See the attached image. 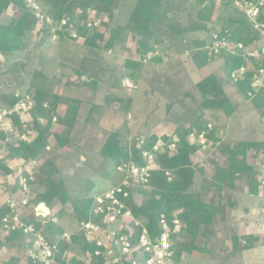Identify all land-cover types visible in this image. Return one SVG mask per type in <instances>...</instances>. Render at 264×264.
Masks as SVG:
<instances>
[{
    "label": "trees",
    "instance_id": "1",
    "mask_svg": "<svg viewBox=\"0 0 264 264\" xmlns=\"http://www.w3.org/2000/svg\"><path fill=\"white\" fill-rule=\"evenodd\" d=\"M36 1L42 11L51 17L53 25L44 23L36 29L37 20L26 7L25 0H0V56L2 59L8 64L13 61L21 62L24 70L26 61L28 62V58L26 60L24 58L27 54H34L33 50L38 47L37 44L40 40L45 38L46 41H51L50 30L53 26L56 29L54 33L59 42L83 39L80 44L86 47L84 50L86 54L81 58L76 74L79 78L84 79V85L94 90L104 82L110 83L113 87H120L119 82L121 81H116V76H112L109 70L99 67L102 53H95V57L93 47L98 48V45L97 47L95 45L96 38L87 35L86 27L87 10L93 9L98 15L110 16L115 8L116 0ZM9 8L12 10V15L5 19V13ZM215 8H218V11H224V19L217 22H206L201 19L202 15H206ZM77 12L78 14H76ZM61 19H66V24L58 28ZM255 20L264 24L263 9L256 15ZM72 27L78 36L76 38H73L69 33V29L71 30ZM127 28L130 30L129 37L135 41V50L140 59H125L120 77L133 82L140 80L141 74L144 72L143 65L148 62L152 65L162 63L164 52L169 54L171 50H173L175 58L183 55L185 59L189 58L200 73V78L192 85L195 92L199 93V97L197 99L195 94L190 96L187 92L183 93V96L186 95L190 98L194 107L184 109L178 119L170 118L176 125L175 129L169 133L170 136L166 134L157 136L152 133L145 136L139 135L131 141L122 135L120 130H111L99 150L100 166L112 163L117 168L130 162L144 165L139 150L135 147L139 137H145V144L142 146L144 150H150L158 137L165 143H168L172 137L177 139L175 152H170L164 146L163 151L155 155V168L151 172L146 189L131 186L130 180L125 183L130 186L129 196L123 200L126 210H129L132 216V221L128 225L120 227L119 223L104 224L103 215L96 212L94 196L87 195L89 191L84 192L82 196L72 197L69 194L66 179L51 174L56 165L52 159H48L46 152L51 137L55 140L52 151L70 146L72 132L76 128L89 124L95 118L101 117L110 102L106 101L104 105H98L67 98L64 99V103H66L64 113L58 114V104L62 100L51 92L53 83L49 82L47 77L34 67L31 68L30 81L24 93L14 92L8 95L0 91V109L3 106L11 109L14 104L24 100L25 97H28L32 102V108L21 116L31 118L26 122L28 126H31L29 129L33 131V138L30 141L18 140L11 144L6 143L7 134L0 129V149L6 148L14 159L29 164V172L17 175V179L10 185L9 196L18 203L24 198L27 200L24 207L19 206L18 208L20 219L40 230L41 234L47 237L50 242L57 243L59 248L58 263L61 257L67 258L63 256L68 253L70 248L75 247L83 254V259L71 258L69 264H112L108 258L101 254L95 256V250H99L100 253H103L104 250L102 247L97 248L93 242L87 241L83 231L78 229L83 222L90 221L104 231L115 230L119 234H125L134 244L143 228L148 231L150 238L154 241L161 232L160 216L165 215L168 224L172 226L173 213L179 212L177 218L181 223V228L177 237H173L171 250L175 262L181 264L182 255L196 249L194 241L199 234V228L203 227L207 231L212 230L218 224V220L223 223L227 219L225 218L227 213L224 212L225 206L214 204V194L221 193L225 189L229 192L233 191L236 182L251 171L252 165L249 159H255L258 155L261 157L262 170L253 172V178L246 182V186L248 194L259 198L256 176L264 177V140L224 142L220 135L223 133V129L213 126L203 116L206 111H218L232 119L234 114L238 113L241 103L232 99L228 95L227 89H234L236 95L242 98V102L264 100L261 88L257 91L251 87L257 70L264 67L261 59L243 58L237 52L224 51L220 52L224 55L219 57L214 58L208 55V49L213 41L212 32L218 33L217 39L219 40L224 38L232 45L242 43L245 48L250 49L251 43L258 36L256 38L254 35L252 21L243 8H236L230 0H137L128 16ZM32 32L35 39H38L36 45L35 41H30L29 38ZM189 32L201 33L203 37L189 40L187 38ZM106 33L108 38L103 50L112 51L116 44L124 43L127 32H120V28L115 27L106 30ZM157 50L161 53L164 52L161 55V53H157ZM97 51L98 49H96ZM145 58L148 59L144 62ZM172 60V64L169 65L171 69L176 68L185 73L182 61H176L173 57ZM251 65L255 69H252ZM241 67L246 69L243 78L234 80V71ZM168 77L171 78L172 75ZM184 79L186 80V78ZM169 81L171 79H166L165 82ZM175 92H178V88ZM249 93L252 96H249ZM260 94L263 95L260 96ZM114 102L121 106L122 111L130 110L131 100L128 99L124 102L122 97L116 96ZM180 106L184 108L182 102ZM167 108L169 107L167 106ZM10 117L17 136L23 135L27 131L24 128L27 123L19 115L12 114ZM55 126L60 130L55 131ZM126 126L127 124H123V128ZM192 134L196 138L200 134L205 135L212 142V149L205 155L201 165H195L192 161V156L200 148L198 143L190 144L188 142L187 138ZM220 159H223L224 165L220 164ZM38 160H41L39 166L30 171L31 162ZM207 165H211L213 169L211 177H208L203 170ZM0 172L11 174L9 168L3 165L2 160H0ZM117 173L113 178V185L107 189L120 185L124 181L125 175ZM104 176L110 177V174L105 172ZM21 177L24 179L25 190L23 184L20 183ZM198 177H202V179L197 188ZM89 184L92 188L93 184ZM102 192L104 191L97 194ZM212 193L213 196L208 199L207 195ZM262 200L263 204L260 208L264 209V199ZM54 202L60 206L56 212L58 226L54 228L52 227L53 223H48L43 227L41 222L36 220L33 209L43 204L44 206L41 205L39 209L45 214L47 209L51 211ZM226 204V206L231 205L230 202H226ZM25 208L31 210L32 213L29 215L20 213V210ZM11 213L5 203L0 205V230L3 232L2 220ZM262 216L264 218V212ZM69 220L76 221L78 227L70 230V241L65 242L61 239L60 233L65 232V229L69 230L67 225ZM238 239L244 244L241 245L242 251L252 249L259 240L258 237L250 235H243ZM27 245H30L29 237L23 234L20 229L0 236V254L7 255V260L0 264H28Z\"/></svg>",
    "mask_w": 264,
    "mask_h": 264
},
{
    "label": "rangeland",
    "instance_id": "2",
    "mask_svg": "<svg viewBox=\"0 0 264 264\" xmlns=\"http://www.w3.org/2000/svg\"><path fill=\"white\" fill-rule=\"evenodd\" d=\"M136 1L116 0L115 8L110 16L98 15L93 9H89L87 14L88 18L91 17V19L99 22L98 27H92L91 29L87 27V35L94 36L96 38V47L98 45V48L93 47L94 55L98 52L102 53L99 67L109 70L112 76H116V81H121L119 82L120 87H113L110 83L104 82L100 83L94 90L83 84L84 79L79 78L76 74L78 64L86 54L84 52L86 47L80 44L83 41L82 38H79L78 41L63 40L60 42L57 38L55 40L51 39V41H46L45 38L40 40L39 44H37L38 47L33 50L34 54H27L24 58L25 60L28 58L24 70L23 65L15 66L18 61L8 64L0 56V91L3 93L8 95L14 92L24 93L30 81L31 68L34 67L41 71L49 82L53 83L51 92L62 100L58 104V114L64 113L66 109L64 99L67 98L98 105H104L106 101L110 102L101 117L95 118L89 124L76 128L72 132L70 146L52 151L55 140L53 137L49 139V146L46 149L47 156L56 165L55 170L51 174L66 179L68 191L72 197L82 196L86 191H89L87 195L96 196L98 195L97 193L105 191L109 186L113 185V178L118 174V171L112 163L100 166L98 161L99 150L111 130H120L122 135H125L131 141L139 135L145 136L154 133L157 136H161L170 133L176 127L172 120L174 118L178 119L184 109L194 107L190 98L186 95L183 96V93L187 92L190 96L195 94L197 99L199 97V93L195 92L196 90L193 89L192 85L198 81L200 73L195 69L191 60L189 58L185 59L184 55L176 56L175 58L173 50L169 54L162 51V53L164 52L162 63L152 65L148 62L143 65L144 72L141 74L140 80L133 82L130 79L120 77L125 59H140L135 50V41L129 37L130 30L127 28V19ZM217 9L209 11L204 16L202 15L201 19L206 22L221 21L224 19L225 13ZM40 10L43 12L41 7ZM38 22L40 23V20ZM115 27H119L120 32L126 31L129 34L126 33L124 43L116 44L112 51H105L103 48L108 38L106 30L108 31ZM36 29H38V25ZM71 31L74 32L73 27ZM195 37H203V34L198 32H189L187 34L189 40ZM29 38L30 41H35L36 45L38 39H35L33 32L30 33ZM90 49L92 48L90 47ZM96 49H98L97 52ZM209 49L208 55L211 57L215 58L224 55V53L216 54ZM157 53L161 52L157 50ZM172 57L176 61H182L185 73L180 72L176 68H174L175 71L171 69L169 65L172 64ZM262 62L264 66V59H262ZM251 68L255 69L253 65H251ZM171 75L173 78L168 77ZM166 79H171V81L167 83L165 82ZM262 83L261 92L264 93V76ZM177 88L178 92H175ZM227 93L237 103H241L238 113L234 114L232 119L227 118L218 111H206L203 116L213 126L223 129V133L220 135L224 142L264 140V98L262 99L263 101L242 102V98L236 95L234 89H227ZM116 96L122 97L124 102L128 99L131 100L128 112L122 111L121 106L114 102ZM181 102L184 108L180 106ZM2 109L9 110L4 106ZM172 117L173 119L171 120L170 118ZM30 120L29 116L23 118L25 123ZM123 124H127L126 128H123ZM29 127L31 128L27 123L24 127L27 131L23 135H34ZM59 130L60 128L55 126V131ZM18 140H20V136H17L15 130L7 134L6 143L11 144ZM0 151L4 155L3 165L6 167L7 165L12 166V168H9L12 174H0V190L4 191H0V197L2 199L1 202L5 203L11 196L3 188L10 186L14 182L15 174L13 173L20 172L18 175L25 173V169L29 168V164L15 163L16 160L10 156L11 154L6 148L0 149ZM39 162L41 160L36 161V164H32L33 168H30V171L37 168ZM219 162L224 165L223 159H220ZM249 162L252 165L251 171L244 174L243 178L236 182L233 191L229 192L225 189L221 193L214 194V204L225 206L224 212L227 213L225 216L227 219L223 223L218 220V224L212 230L207 231L203 227L199 228V234H197L194 241L196 249L191 253H184L180 260L181 264H264V218L262 216L264 209L260 208L263 200L260 197L248 194L246 186V182L253 178V172L261 169V157L258 155L255 159H249ZM203 170L208 177H211L213 173L211 165H207ZM105 172L110 174V177H105ZM201 179L202 177H198L196 180V187L200 185ZM89 183L93 184L92 188H90ZM211 196H213V193L208 194L207 198L210 199ZM226 202H230L231 205L226 206ZM59 208V204L54 202L53 208L49 211L50 215L48 218L43 219L44 226L48 223H53L52 227L57 228L58 219L56 212ZM130 221H132L130 218L125 219L126 224H129ZM67 225L69 228V230L65 229L67 234H69L70 230L72 231L78 227L74 220H69ZM179 225L181 228V223ZM1 234L5 233L1 231ZM243 235L259 238L254 244L252 251L251 249L241 250V245L244 244L242 241L239 242L238 238L243 237ZM82 255L77 248H70L65 259L67 263L65 262V264H69L71 258L83 259ZM5 258H7L6 254H2L0 263Z\"/></svg>",
    "mask_w": 264,
    "mask_h": 264
},
{
    "label": "built area",
    "instance_id": "3",
    "mask_svg": "<svg viewBox=\"0 0 264 264\" xmlns=\"http://www.w3.org/2000/svg\"><path fill=\"white\" fill-rule=\"evenodd\" d=\"M230 1L231 4L236 8H243L246 15L252 21V28L255 30L254 35L256 38L258 36L259 39H254L251 43L250 49H247L242 43H236L235 45H232L224 38L223 40H219L217 39L218 33L212 32L211 37L213 41H211L210 50L216 54L220 53L221 51L237 52L243 58H251L254 60L264 59V24L255 20L256 15L259 14L261 9H263L264 12V0H258L255 2L252 0ZM25 3L26 7L36 18L38 28L44 23L50 26L53 25L51 18L41 12L36 0H25ZM86 13L88 14L89 10H87ZM39 20L40 23L38 22ZM65 24L66 19H61L58 23V28ZM98 26V21L91 19V17L88 18L86 27L91 29L92 27ZM55 30V27L52 26L50 30L52 40L57 38V35L54 33ZM69 33L73 38L77 37L75 32L69 30ZM147 59L148 58H145L144 62ZM245 70L246 69L243 67L235 70L233 73L234 80L242 79ZM263 74L264 67H261L254 75V81L251 85L254 90L258 91L263 86ZM248 95L252 96L251 93ZM31 108L32 102L28 97H26L24 100H20L14 104V106L9 110L0 109V129L5 131L6 134L12 133L14 131V127L10 115H19L23 120L21 115L24 113L26 114ZM166 135H169V133ZM33 136L21 135L20 140L30 141ZM187 140L190 144L198 143L200 145V148L192 156V161L195 165H201L202 161L206 157L205 155L208 154L212 149L211 140H208V138L202 134L197 136V138L192 134L187 138ZM176 141L177 139L172 137L168 143H165L160 137H158L157 141L150 150H144L142 149V146L145 144V137H139L136 140L135 147L139 150V155L144 162V165H136L130 162L117 167L116 170L119 173H123L125 175L124 181L120 185L109 188L106 191L94 196L96 212L103 215L104 224L109 225L119 223L120 227L128 225V223L126 224L125 219L130 218L132 220V216L130 215L129 210H126L123 200L128 198L130 186L125 185V183L130 180L131 186L137 188H146L149 183L151 172L155 168V155L158 152H162L164 146H166L170 152H175ZM3 159L4 155L0 151V160ZM32 164H36V161L31 162V168H33ZM261 170L262 167L260 171ZM256 177L258 196L264 199V177L261 175H257ZM20 183L24 186V179H22V177L20 178ZM26 201L27 200L24 198L20 201V203H18L12 197H9L6 200L5 204L12 213L2 220L4 225V233L7 234L8 232L20 229L22 230L23 234L29 237L30 245L26 246L27 256L29 257L28 264L67 263L65 258L62 257L60 262H57L59 248L57 247L56 242H50L47 237L41 234L40 230H37L31 224H26L20 219L17 211L19 206L24 207L26 205ZM39 208V205L34 207V216L44 227L43 219L48 217L50 213L47 210L45 214H39L37 211ZM177 214L178 212L173 213L172 226L168 224L165 215L162 214L160 216L159 226L161 232L154 241L150 238V235L145 228L141 230L134 244L131 243L127 235L119 234L115 230L104 231L98 225L91 223L90 221L83 222L79 226V229L83 231L87 241L93 242L97 248H103V253H100L99 250H95V256L101 254L108 258L112 264H177L173 257V251L171 250L173 245V237H177V234L180 230V223L178 221ZM60 237L65 242L70 241L69 234L65 232H61Z\"/></svg>",
    "mask_w": 264,
    "mask_h": 264
},
{
    "label": "crops",
    "instance_id": "4",
    "mask_svg": "<svg viewBox=\"0 0 264 264\" xmlns=\"http://www.w3.org/2000/svg\"><path fill=\"white\" fill-rule=\"evenodd\" d=\"M12 10H11V8H9L8 10H7V12L5 13V19H7V18H9L12 14ZM19 65H22L20 62H16L15 63V66H19ZM16 161H15V163H20V164H25V163H23V161L22 160H19V159H15ZM7 164V163H6ZM7 168H12V166H9V165H7ZM17 172V171H16ZM25 172H29V168H26L25 169ZM20 172H18V173H13V174H15V176H14V179L16 180L17 179V175L19 174ZM0 174H2L1 172H0ZM12 174V173H11ZM19 176V175H18ZM5 191H7L8 192V195H10L9 193H10V186H6V187H4L3 188ZM1 192H4L3 190H0ZM7 192H5V194H7ZM1 197H0V205H2L3 203L1 202ZM44 206L43 204H40L39 206ZM38 210H40V209H38ZM37 210V211H38ZM49 211V210H48ZM20 213H22V214H24V215H29V214H31L32 213V211L31 210H29V209H22V210H20ZM37 220V219H36ZM248 225H250V224H248ZM243 230V229H242ZM245 230H246V228H245ZM243 234H246V233H243ZM3 234H1V231H0V236H2ZM251 251H252V249H251ZM1 255L2 254H0V257H1ZM4 255H5V253H4ZM67 255H68V253H65L64 254V256L65 257H67ZM7 256V255H6ZM7 260V258H5V260L4 261H6Z\"/></svg>",
    "mask_w": 264,
    "mask_h": 264
},
{
    "label": "water",
    "instance_id": "5",
    "mask_svg": "<svg viewBox=\"0 0 264 264\" xmlns=\"http://www.w3.org/2000/svg\"><path fill=\"white\" fill-rule=\"evenodd\" d=\"M38 213H39V214H44L43 211H42L41 209L38 210Z\"/></svg>",
    "mask_w": 264,
    "mask_h": 264
}]
</instances>
